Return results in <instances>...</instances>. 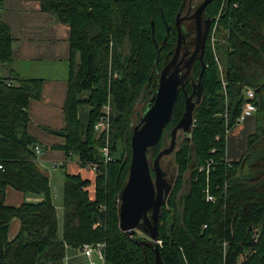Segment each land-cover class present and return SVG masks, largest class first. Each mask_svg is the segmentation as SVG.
Returning <instances> with one entry per match:
<instances>
[{
    "label": "trees",
    "instance_id": "obj_1",
    "mask_svg": "<svg viewBox=\"0 0 264 264\" xmlns=\"http://www.w3.org/2000/svg\"><path fill=\"white\" fill-rule=\"evenodd\" d=\"M37 1L42 11L70 28L63 106L66 135L64 143L54 147L75 153L82 166L102 158L105 138L96 139L94 124L109 101L113 160L98 165L93 200L85 190L88 180L63 173L59 235L49 178L36 161L37 140L27 131L28 101L40 97L42 79L13 71L0 75V264H63L64 257L83 243L98 241L106 243V264L153 263V249L137 243L147 240L145 236L137 231L130 237L119 229V196L128 176L130 136L136 123L131 120L133 106L143 95L144 112L156 90L159 71L174 51L175 18L185 0ZM206 12L213 21L218 15L217 41H210L212 21L202 57V93L192 111L190 139H183L175 152L177 173L159 211L157 245L165 264H264V0H212ZM12 43L0 18V65L11 62ZM200 69L197 58L192 81ZM189 81L179 88L163 133L180 120L185 94L193 88ZM85 89L89 96L78 98ZM247 89L254 91L255 129L241 157L227 165L223 163L226 132L236 124ZM81 103L90 107L87 122L77 118ZM163 133L150 147L154 154ZM208 160L214 167L207 177L199 167ZM207 179L214 202L204 199ZM7 186L41 195L43 200L7 206ZM12 218L19 219V230L8 240Z\"/></svg>",
    "mask_w": 264,
    "mask_h": 264
},
{
    "label": "crops",
    "instance_id": "obj_2",
    "mask_svg": "<svg viewBox=\"0 0 264 264\" xmlns=\"http://www.w3.org/2000/svg\"><path fill=\"white\" fill-rule=\"evenodd\" d=\"M1 2L3 8L0 11V18L7 24L13 43L12 60L8 64L0 65V75L8 76L13 71L20 77L42 79L40 97L30 98L27 105L29 116L27 131L42 148L37 163L48 176L49 185L51 178L50 174L45 172L47 166L53 171L64 168V172L88 180L89 184L85 190L88 198L93 200L96 171L88 165H80L75 153L67 154L64 150L54 147L65 141L64 136L57 135L52 130H64L65 127L63 106L68 89L69 25L59 22L55 15L42 11L37 0ZM89 94L90 90H82L78 98H87ZM89 114L90 108L87 104L77 105L79 121L87 122ZM254 129V117L249 116L227 130L225 158L228 161H236L241 157L246 149L247 137ZM53 162H59L60 166L52 168ZM51 198L58 219L59 209L63 215V207L62 204L58 206L54 202L52 191ZM42 200L41 195L23 193L11 186L5 189L4 203L7 206L16 207L23 202ZM18 230L19 219L12 218L7 228L8 240H12Z\"/></svg>",
    "mask_w": 264,
    "mask_h": 264
},
{
    "label": "water",
    "instance_id": "obj_3",
    "mask_svg": "<svg viewBox=\"0 0 264 264\" xmlns=\"http://www.w3.org/2000/svg\"><path fill=\"white\" fill-rule=\"evenodd\" d=\"M210 2L211 0H203L196 14L193 15L197 19L198 28L192 41L194 50L188 57H186V52L180 54L186 46L182 45L179 27L181 19L175 18L177 40L173 54L160 70L156 90L146 104L143 114L132 125L128 176L119 196L118 227L130 237L137 231L147 236V240L140 239L137 243L153 249L154 259L150 264H165L156 241L158 240L159 211L168 196L171 183L165 178L160 159L171 154L176 148L179 130L184 133L183 139H190V128L193 124L192 111L200 101L202 93L201 83L205 69L202 57L206 34L213 21L212 19L205 20V29L202 31L199 26V14ZM198 53L201 69L195 89L188 96L185 94L184 111L178 123L170 130L169 145L156 154L150 166L147 151L159 141L166 124L170 121L178 90L183 88L190 77L191 67ZM194 96L196 99L192 101ZM52 132L64 137L66 135L64 130H52Z\"/></svg>",
    "mask_w": 264,
    "mask_h": 264
},
{
    "label": "built area",
    "instance_id": "obj_4",
    "mask_svg": "<svg viewBox=\"0 0 264 264\" xmlns=\"http://www.w3.org/2000/svg\"><path fill=\"white\" fill-rule=\"evenodd\" d=\"M116 77V74H113ZM254 91L252 89H247L245 91V101L242 105L240 115L236 119V124H240L245 118L252 116L256 111V106L253 103ZM110 123H111V105L108 101L106 104H103L100 109V114L97 117V120L94 124V133L96 139L105 138V144L100 149L102 158L99 160H94L88 162V165L91 169L97 171V167L99 164L106 165L108 162L113 160V157L110 155L109 149V131H110ZM33 150L36 154V161L38 155L42 152V148L38 143H35L33 146ZM81 161L79 160V163ZM224 164L230 165V161L227 159L224 160ZM60 166L59 162H53L52 168L56 169ZM214 162L212 160L206 161L204 165L199 167V172H205L208 177L209 172L213 169ZM1 168V164H0ZM204 199L208 202H214L216 197L210 191V184L208 183L203 189ZM98 223H95L93 226L96 227ZM156 243L160 244V241L157 240ZM225 246V243H224ZM79 262L77 264H106V243L105 241L91 242V243H83L80 245L76 252L70 256L66 255L63 259V264H74L75 260ZM81 261V262H80Z\"/></svg>",
    "mask_w": 264,
    "mask_h": 264
},
{
    "label": "rangeland",
    "instance_id": "obj_5",
    "mask_svg": "<svg viewBox=\"0 0 264 264\" xmlns=\"http://www.w3.org/2000/svg\"><path fill=\"white\" fill-rule=\"evenodd\" d=\"M191 1L194 4H197V3H200L202 0H191ZM217 16L215 17L216 20L213 21V25L211 27V29H212L211 30V34H210L211 35L210 36L211 43H214V42L217 41L216 37L214 36V32H215V30L217 28V20H218V17ZM218 68H219L220 74L222 76L223 69H222V64L221 63L218 64ZM224 84L225 83L223 82V85ZM143 99H144V97L142 95L141 97L138 98V101L133 106V110H132V113H131L132 123L137 122L138 119L140 118V116L143 114V108H144V105H145V99L144 100ZM171 129H168V130H165L164 131L163 138H162V142H161V144L159 146V150L157 151V153L161 149H163L164 147H166V146L169 145L170 130ZM183 138H184V133H183L182 130H179L177 132V146H176V148L174 149V151L171 154L165 155V156H163L160 159V165H161L162 170L165 173V178L167 179V181H169L171 183V185L173 184L174 179L176 177V173H177V165H176V162H175V152L177 151L178 145L183 140ZM156 154H154V149L153 148H149L148 149V151H147V159H148V162H149V165L150 166L152 165L153 159L156 156ZM64 171H65L64 168H59L58 170L53 171L48 166H47V168L45 170V172L47 174H50V178H51L50 179V182H51V185H50L51 186V191L54 193V200H55L54 202L58 206H61L62 199H63V185H62L63 183H62V180H63V173H64ZM152 175H153V173H152ZM206 184H207V181H206ZM183 189H186V185H184V188ZM61 230H62V213H61V211L59 209V215H58V233H61ZM137 233L140 236L144 235L141 231H138ZM144 236H145L146 239H148L146 235H144ZM78 262L79 261L76 259L74 261V264H77Z\"/></svg>",
    "mask_w": 264,
    "mask_h": 264
},
{
    "label": "flooded vegetation",
    "instance_id": "obj_6",
    "mask_svg": "<svg viewBox=\"0 0 264 264\" xmlns=\"http://www.w3.org/2000/svg\"><path fill=\"white\" fill-rule=\"evenodd\" d=\"M202 2H203V0L200 3L194 4V3H192L191 0H185L180 11L178 12V15H177V17L181 19L179 22V27H180V32H181V36H182V45L186 46L185 49H183L180 54H182L183 52H186L187 53L186 57H188V55L191 54V52L194 50V45L192 44V41L196 35V30L198 28V22H197V19L195 17H193V15L196 14L197 8L200 6V4ZM207 5L202 10V12L199 14V16H200L199 17V26L202 29V31H204V29H205V20L211 19L207 15V12H206ZM210 25H209V27H210ZM208 30H209V28H208ZM176 32H177V30H176ZM207 33H208V31H207ZM206 36H207V34H206ZM176 40H177V37H176ZM175 45H176V42H175ZM198 55H199V53L195 57L193 64L197 58L199 59ZM193 64H192V66H193ZM191 70H192V67H191ZM190 73H191V71H190ZM187 80H190L192 82V85H193V88L190 90L189 93H187V96H188L195 89V84H196L197 80L195 82H194V80L192 81L191 76ZM195 99H196V97L194 96L192 98V101H194ZM184 102H185V100H184Z\"/></svg>",
    "mask_w": 264,
    "mask_h": 264
},
{
    "label": "bare ground",
    "instance_id": "obj_7",
    "mask_svg": "<svg viewBox=\"0 0 264 264\" xmlns=\"http://www.w3.org/2000/svg\"><path fill=\"white\" fill-rule=\"evenodd\" d=\"M158 244V243H157Z\"/></svg>",
    "mask_w": 264,
    "mask_h": 264
}]
</instances>
